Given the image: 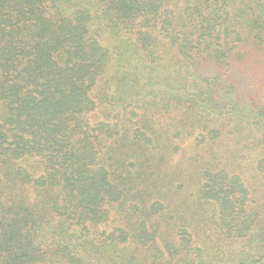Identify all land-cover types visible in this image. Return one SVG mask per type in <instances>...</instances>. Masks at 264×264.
Masks as SVG:
<instances>
[{"label":"trees","instance_id":"1","mask_svg":"<svg viewBox=\"0 0 264 264\" xmlns=\"http://www.w3.org/2000/svg\"><path fill=\"white\" fill-rule=\"evenodd\" d=\"M0 264H264V0H0Z\"/></svg>","mask_w":264,"mask_h":264}]
</instances>
